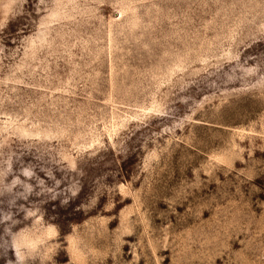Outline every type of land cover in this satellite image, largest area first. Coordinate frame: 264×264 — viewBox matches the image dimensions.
Masks as SVG:
<instances>
[{"label": "rangeland", "instance_id": "obj_1", "mask_svg": "<svg viewBox=\"0 0 264 264\" xmlns=\"http://www.w3.org/2000/svg\"><path fill=\"white\" fill-rule=\"evenodd\" d=\"M0 264H264V0H0Z\"/></svg>", "mask_w": 264, "mask_h": 264}]
</instances>
